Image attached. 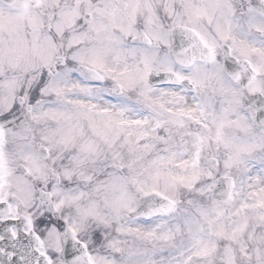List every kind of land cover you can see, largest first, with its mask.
<instances>
[{
    "label": "snow or ice",
    "instance_id": "6c2138e0",
    "mask_svg": "<svg viewBox=\"0 0 264 264\" xmlns=\"http://www.w3.org/2000/svg\"><path fill=\"white\" fill-rule=\"evenodd\" d=\"M0 264H264V0H0Z\"/></svg>",
    "mask_w": 264,
    "mask_h": 264
}]
</instances>
